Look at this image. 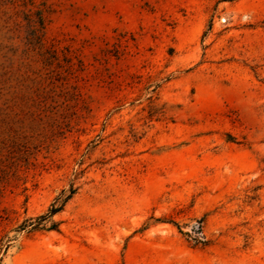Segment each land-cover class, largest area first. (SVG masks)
Listing matches in <instances>:
<instances>
[{
	"label": "rangeland",
	"instance_id": "374dc122",
	"mask_svg": "<svg viewBox=\"0 0 264 264\" xmlns=\"http://www.w3.org/2000/svg\"><path fill=\"white\" fill-rule=\"evenodd\" d=\"M13 1L0 264H264V0Z\"/></svg>",
	"mask_w": 264,
	"mask_h": 264
},
{
	"label": "trees",
	"instance_id": "16d2710c",
	"mask_svg": "<svg viewBox=\"0 0 264 264\" xmlns=\"http://www.w3.org/2000/svg\"><path fill=\"white\" fill-rule=\"evenodd\" d=\"M6 2V0H5ZM9 3H11V5L13 6V8H16V4L14 3L13 0H8ZM18 8V6H17ZM28 17L25 18L26 21H28V25L30 27H39L40 29L44 28V18H43V14L42 13H37L35 15V17H37V20L33 21L31 18V15L26 14ZM11 20V18H9ZM16 27L20 28V24L16 23ZM34 32H36L34 30ZM75 194V190L71 189L69 194L67 196H64V194H62V197L58 198L56 200V202L51 206V209L49 210L48 214L46 216H42L39 221L40 222H44L47 221L48 219H50L51 217L55 216L57 213H59L62 208L65 206V204L71 200V198L74 196ZM40 225V224H39ZM35 227L34 224H29V225H24L22 230H24L27 227ZM201 229V226L198 227V230Z\"/></svg>",
	"mask_w": 264,
	"mask_h": 264
}]
</instances>
